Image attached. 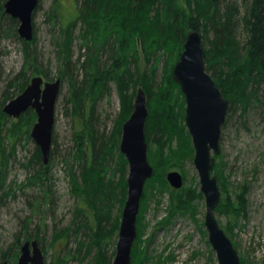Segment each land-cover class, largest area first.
I'll return each instance as SVG.
<instances>
[{"label": "trees", "instance_id": "trees-1", "mask_svg": "<svg viewBox=\"0 0 264 264\" xmlns=\"http://www.w3.org/2000/svg\"><path fill=\"white\" fill-rule=\"evenodd\" d=\"M3 2L0 0V40L15 36L25 54L24 65L32 68L31 74L41 72L48 78L31 47L33 39L26 41L19 37L18 20L3 12ZM72 13L69 17H62L61 21L66 19L67 22L65 27L61 22L54 45L57 63L61 66L59 77L61 83L67 85L66 104L72 116L71 143L62 160L67 164L70 192L77 203L71 223L52 235V243L57 240L64 243L70 237L75 247L65 257L81 255L86 264H111L114 255L112 245L118 236L127 195L128 165L119 143L122 124L133 111L136 85L143 88L148 96L145 121L148 156L150 142L161 153L172 136L184 131V116L177 110L174 87L181 96L182 93L171 73L182 51L185 34L190 29L198 30L203 37L206 70L228 99L227 113L239 110L240 116H245L250 109L255 112L264 110V0H77ZM58 16L56 11L49 15ZM76 20L81 26L77 34L72 35ZM75 39L80 52L73 59L71 47ZM160 63L163 69L157 78ZM28 79L29 76L23 73L17 74L14 79L16 91H22ZM112 83L115 84L120 107L112 128L106 131L99 121L97 104L108 97ZM154 85L158 92L152 96ZM151 96L158 103L154 107L150 105ZM35 121V111L28 108L0 134V201L2 194L12 188L9 185L7 191H3V145L9 142L13 147L17 140L30 138ZM215 158L212 156L213 169L216 167ZM152 166L153 175L147 179V184L157 177L161 184L168 186V211L163 221L169 222L175 215L189 214L192 200L202 197L200 189L186 188L184 178L180 188H173L155 165ZM24 168L27 176L18 185L20 189L30 187L37 192L29 206L32 211L44 213L52 176L51 167L48 162H43L37 145ZM217 182L222 195L225 188L223 190L221 178L217 177ZM148 188L149 184L144 186L140 200L131 264H134L139 218ZM242 189L235 202L222 195L215 208L217 219L219 214L235 217L243 213L246 200ZM22 227L15 249L11 250L12 255H2L3 259L16 261L20 253V238L39 241L37 228L28 230L26 224ZM65 257L60 253L58 263L62 264ZM145 257L143 262L148 260V256ZM158 263L164 264L162 261ZM240 264H243L241 258Z\"/></svg>", "mask_w": 264, "mask_h": 264}, {"label": "rangeland", "instance_id": "rangeland-1", "mask_svg": "<svg viewBox=\"0 0 264 264\" xmlns=\"http://www.w3.org/2000/svg\"><path fill=\"white\" fill-rule=\"evenodd\" d=\"M76 3L77 0H39L37 9L34 11V37L31 47L35 50L38 63L48 74V78L41 72L31 74L32 68L24 65L25 54L20 40L15 36L0 40L1 135L6 131L10 122L18 118L3 111L5 104L21 92L16 91L14 87L17 74L23 73L24 76H29L28 83L34 75H41L46 80H54L60 76L61 66L57 63V49L54 40L60 32L61 22L64 27L66 25L67 20L61 21L62 17L73 15L72 9H75ZM53 11L57 12L58 18L49 17ZM75 23L76 27L72 35H76L81 26L78 20ZM201 38L203 39L202 35ZM71 50L73 59H76L80 52L77 39L74 40ZM162 67L160 63L157 78L161 74ZM138 88L140 86L137 84L136 92ZM153 88L152 96L158 92L155 85ZM67 91L66 83L62 82L55 105L51 153L48 158L52 176L49 181L51 191L49 201L44 206V213H40L39 210L32 211L29 206V201L36 196L37 192L30 187L20 189L18 185L27 176L24 164L35 152L37 144L30 135L28 139L17 140L13 147L9 142L8 145L6 143L3 145L5 155L3 164L5 190L3 191H7L9 185L12 188L8 193L2 194L0 201V264L3 260L9 263L15 262L9 258L3 259L2 255H12L11 250L15 249V243L19 234L22 233L23 224H26L28 230L37 228L39 237L37 241L44 254L45 264H61V262L58 263L60 253L65 257L75 247L70 237H67L64 243L59 240L52 243V235L71 223L74 218L73 209L77 203L70 192L69 179L66 174L67 164L62 160L71 143L72 135L71 109L66 104ZM173 91L177 101V110L183 117L185 97L182 91L181 96L176 86ZM4 92L5 98H3ZM145 96L147 101V94ZM152 96L150 105L154 107L158 103ZM119 107L120 99L115 84L112 83L108 97L97 104L98 118L106 131L112 128ZM239 112V110L234 113L228 112L226 115L221 127L220 153L215 154L216 167L212 172L223 182L222 188L223 190L225 188V193L223 191L222 195H227L233 202L244 188L246 206L241 215L229 217L227 214H219L218 219L237 248L243 264H264V110L255 112L250 109L245 116H240ZM149 150L150 164L155 165L156 170L164 175L165 179L167 172L175 169L182 174L186 188L200 189L198 172L193 164L194 148L186 125L183 132L172 136L161 153L157 152V148L151 142ZM212 156H214L213 153ZM150 181L139 218V241L138 246L134 248L136 250L134 251L136 253L134 264H159L158 261L164 264H218L204 227L203 194L202 197L192 200L193 207L189 214L175 215L169 222H164L168 211V186L161 184L162 182L158 181L157 177L154 181ZM148 184L146 181L145 185ZM68 233L71 232L68 231ZM116 240L117 238L112 245L114 253ZM20 241L22 244L26 240L20 238ZM144 255L148 256L146 262H143L146 258ZM62 264H86V261L82 260L81 255H76L65 257Z\"/></svg>", "mask_w": 264, "mask_h": 264}, {"label": "water", "instance_id": "water-1", "mask_svg": "<svg viewBox=\"0 0 264 264\" xmlns=\"http://www.w3.org/2000/svg\"><path fill=\"white\" fill-rule=\"evenodd\" d=\"M137 1V0H134ZM39 0H5L3 12L17 18V33L20 38L33 39V14ZM172 78L185 97L184 123L194 148L193 164L198 172L200 191L204 196V227L208 241L215 252L218 264H240V256L233 241L218 222L215 214L221 193L217 176L212 172V153H220V134L225 122L228 99L206 70L204 48L200 32L190 29L185 34L178 59L172 68ZM60 77L46 80L41 75L30 78L25 88L9 100L3 111L18 117L28 108L36 113V121L30 135L40 148L43 162L47 163L52 143V130L56 100L60 91ZM148 116L144 90L138 88L134 107L123 122L120 152L128 165L127 195L121 212L115 253L111 264H131V248L136 238V219L145 182L153 174V166L147 156L145 121ZM166 180L173 188L183 185L182 174L170 170ZM15 262L2 264H45L44 254L36 239L26 240L20 246Z\"/></svg>", "mask_w": 264, "mask_h": 264}, {"label": "bare ground", "instance_id": "bare-ground-1", "mask_svg": "<svg viewBox=\"0 0 264 264\" xmlns=\"http://www.w3.org/2000/svg\"><path fill=\"white\" fill-rule=\"evenodd\" d=\"M143 89V88H142ZM169 89V88H168ZM171 89V88H170ZM162 91V90H161ZM164 91V90H163ZM19 94V93H18ZM170 94V93H169ZM168 96V95H167ZM176 96V95H175ZM168 98V97H167ZM169 99V98H168ZM171 101V100H170ZM169 102V101H168ZM175 103V102H174ZM166 140V139H165ZM153 175V174H152ZM78 200V199H77ZM239 204V203H238ZM219 205V204H218ZM217 205V206H218ZM225 205V204H224ZM230 205V204H229ZM241 207V206H240ZM219 211V210H218ZM241 215V214H240Z\"/></svg>", "mask_w": 264, "mask_h": 264}]
</instances>
